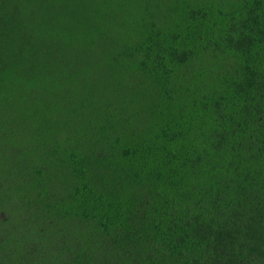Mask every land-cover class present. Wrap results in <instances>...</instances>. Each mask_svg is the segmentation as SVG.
Returning a JSON list of instances; mask_svg holds the SVG:
<instances>
[{
    "label": "trees",
    "instance_id": "1",
    "mask_svg": "<svg viewBox=\"0 0 264 264\" xmlns=\"http://www.w3.org/2000/svg\"><path fill=\"white\" fill-rule=\"evenodd\" d=\"M0 264H264V0H0Z\"/></svg>",
    "mask_w": 264,
    "mask_h": 264
}]
</instances>
